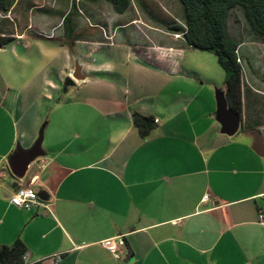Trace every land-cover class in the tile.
<instances>
[{
    "label": "crops",
    "instance_id": "obj_1",
    "mask_svg": "<svg viewBox=\"0 0 264 264\" xmlns=\"http://www.w3.org/2000/svg\"><path fill=\"white\" fill-rule=\"evenodd\" d=\"M85 2L0 0V36L15 45L46 27L79 30L81 19L110 44L120 28L138 32V19L124 18L129 9L119 15L104 0ZM151 35L124 52L118 73L100 64L81 69L84 81L70 78L80 95L63 132L41 145L44 156L21 180L8 158L33 145L42 116L33 101L23 108L0 88V247L20 240L30 262L61 254L55 264H264V157L250 133L264 135V91L242 80L241 126L226 136L211 94L218 85L196 84L199 76L182 66L181 40L165 33L162 45ZM134 113L154 119L149 136L140 137ZM19 186L48 198L20 210L10 204ZM111 238L123 242L117 257L102 246Z\"/></svg>",
    "mask_w": 264,
    "mask_h": 264
},
{
    "label": "rangeland",
    "instance_id": "obj_2",
    "mask_svg": "<svg viewBox=\"0 0 264 264\" xmlns=\"http://www.w3.org/2000/svg\"><path fill=\"white\" fill-rule=\"evenodd\" d=\"M90 1L86 0L85 4ZM134 17L138 19V22H135L138 32L145 37L152 34L153 41L166 45L167 39L161 35L166 33L174 38L175 33L169 32L165 25L168 22L178 24L181 10L176 0H141L139 4L132 3L124 18ZM81 20L83 27L79 30L70 31L67 27L68 31L63 34L61 29L51 30L46 27L30 41L9 44L0 49V88L7 85L10 88L8 99L19 98L23 108L33 101V110L42 116L39 122V129H43L42 147L46 146L48 141H56L61 136L64 129V113L74 102L73 99L80 95V83H77V87H68L66 93L61 91L62 81L65 77L71 78L75 62L82 68L100 64L109 66L110 69L115 68L110 72L116 74L118 65L127 64L124 52L142 48L141 45L147 40L136 32L134 27H127L116 31L110 44L111 37L103 32V38L90 20ZM227 29L231 36L245 46L240 47V53L238 52L243 65L242 80L253 83L264 91V43L249 38L239 9L230 12ZM182 52V66L199 76V81L193 79L199 87L208 89L210 84L218 85L217 88L211 89L215 104V90H219L221 85L223 90L225 80V73L217 64L216 58L210 53L186 46H183ZM149 79L152 80L153 77L150 76ZM182 81H186V78L178 80ZM261 98L263 101L264 97ZM6 105L8 107V103ZM2 113L0 108V116ZM262 139L264 141V135ZM2 145L3 135L0 132V151Z\"/></svg>",
    "mask_w": 264,
    "mask_h": 264
},
{
    "label": "trees",
    "instance_id": "obj_3",
    "mask_svg": "<svg viewBox=\"0 0 264 264\" xmlns=\"http://www.w3.org/2000/svg\"><path fill=\"white\" fill-rule=\"evenodd\" d=\"M116 14H123L133 2L141 0H104ZM180 10L179 23L168 22L166 29L179 34L183 46L212 54L217 64L225 73L223 95L227 108L241 115L242 112V74L243 65L240 58V43L229 34L227 20L233 9L242 13L246 30L252 41L264 43V0H176ZM11 37L0 36V48L11 43ZM248 64V61H246ZM73 86L67 77L63 80L62 91ZM133 123L140 137L149 136L155 128L154 119L138 113L133 114ZM241 129H244L241 127ZM26 249L20 240L10 246L0 247V264H23L22 257Z\"/></svg>",
    "mask_w": 264,
    "mask_h": 264
},
{
    "label": "water",
    "instance_id": "obj_4",
    "mask_svg": "<svg viewBox=\"0 0 264 264\" xmlns=\"http://www.w3.org/2000/svg\"><path fill=\"white\" fill-rule=\"evenodd\" d=\"M82 67L75 62L71 77L76 82H81L85 80V76L81 72ZM216 101V120L220 124V132L226 136H233L237 133L241 126V116L230 111L227 108L226 101L222 92H217L215 95ZM42 133L41 129L38 133V137L33 143V145L28 149H23L21 147H16L14 152L8 158V168L11 175L17 179L21 180L29 165L36 159L44 156L42 151ZM253 137L252 150L255 154L260 157H264V144L260 133L257 130H250ZM39 200L46 201L47 194L45 191L40 190L37 193Z\"/></svg>",
    "mask_w": 264,
    "mask_h": 264
},
{
    "label": "built area",
    "instance_id": "obj_5",
    "mask_svg": "<svg viewBox=\"0 0 264 264\" xmlns=\"http://www.w3.org/2000/svg\"><path fill=\"white\" fill-rule=\"evenodd\" d=\"M175 39H181L179 34H174ZM237 62L241 64L240 58L237 59ZM205 199H208V196H205ZM41 201L37 196V192L29 187L19 186L17 187L10 198V204L20 210L29 212L34 206L39 204ZM47 210L49 206H45ZM259 220H262L263 214L260 212L258 215ZM123 245V242L116 240L115 238L107 239L102 242V246L113 256L117 257L118 246ZM61 259V254H55L53 256L43 258L41 260L30 262L29 255L25 252L22 257L23 264H55Z\"/></svg>",
    "mask_w": 264,
    "mask_h": 264
}]
</instances>
